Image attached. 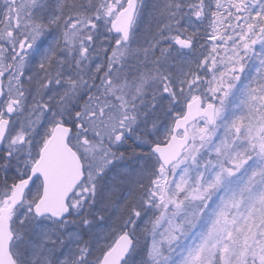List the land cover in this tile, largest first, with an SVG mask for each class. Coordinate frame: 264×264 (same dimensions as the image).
I'll return each mask as SVG.
<instances>
[{
	"label": "snow or ice",
	"instance_id": "1",
	"mask_svg": "<svg viewBox=\"0 0 264 264\" xmlns=\"http://www.w3.org/2000/svg\"><path fill=\"white\" fill-rule=\"evenodd\" d=\"M0 264H264V0H0Z\"/></svg>",
	"mask_w": 264,
	"mask_h": 264
}]
</instances>
